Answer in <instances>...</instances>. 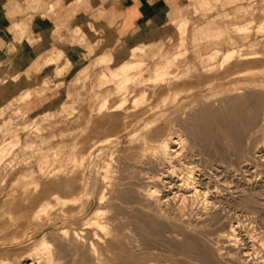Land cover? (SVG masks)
<instances>
[{"label":"rangeland","instance_id":"rangeland-1","mask_svg":"<svg viewBox=\"0 0 264 264\" xmlns=\"http://www.w3.org/2000/svg\"><path fill=\"white\" fill-rule=\"evenodd\" d=\"M243 3L246 5H249L248 8H246L245 13H239V14H235V15L233 14L235 12V8H236L235 5H229L227 8L218 7L216 10L211 11V12L210 11L200 12V13L191 12L190 16L192 18V25L190 27V34L192 33L194 26L208 22L209 20H211L214 17L216 18V23L219 24L220 26H223V27L230 26L231 27L232 34H230L227 37L216 36L214 38H211L203 46L191 47V44L190 45L187 44V35L185 36V38L180 37V32L185 31L184 25L179 26L175 32H172L171 29L160 30L159 33L151 41L145 43V45L142 46L145 48V50H142L139 52L142 55L141 59H143L145 64H146L145 70H144V71H146V76H150V75L155 74V64L160 61V59H157V60L154 59V56H153L154 51L161 50L162 53H164L163 54L164 58L161 59L162 62H164V63H166L169 59H174L176 54L185 53V55L180 56L178 58L177 63H176V65L178 67L174 68L175 71H173V72H174V74L175 73H182L183 74L184 70L187 71L185 69L187 67L190 68V71H192V70L194 71L198 68L197 71L199 70L201 77L198 79V77H196V75H197L196 74L194 76L195 78H193V83L196 86L199 85V83L201 85L195 89V97L203 98L205 95H208L210 93V90H209L210 85L217 86V88H218L217 90L220 92V96L218 98L208 102V103L210 105L212 104V106L214 105L215 107H222V106L225 107L226 104L232 98H234V96H235V98L238 97V98H240V100L242 99L241 100L242 103L240 102V104H239L240 107L242 105L241 108H243V109L245 108L247 113H249L251 111L249 113L251 115H248V117H247L248 121H250V119H252L251 117H252V113H253V111L251 109L252 103L246 102L244 99L245 97H243V96L248 95L249 92L250 93L258 92L260 94H262V93L264 94V89L262 90L260 87L251 88V87H249V85L251 83L247 79L241 78L238 75L233 74V72L236 71V70H234L235 66H237L236 63L240 64L238 66L245 68L247 64H248L247 66H249L250 61L248 60L249 62H247L245 60L247 62L246 65H244V63H243L244 60H242L240 58L228 61L226 63V65H228V64L231 65L230 67L229 66L228 67L230 68V70H232L230 72V74H233V75L227 74L226 70L228 69V67L226 66L227 68L221 69V72H220V69H216V71H214L212 73V75L208 74V76H207L206 71L204 72V70H203L204 64H203L202 57L200 56V53L212 55V51L214 52V49L216 48V46H214L213 44L217 43V44H219L217 47H219L223 52L226 50L228 51L231 48L234 49L235 47H236V49H238V47L239 48L242 47L241 50L245 49V53H247L248 51L249 52H252V51L253 52L259 51L260 52L261 51L260 53L257 54L260 56V58H256V60L254 59L251 61H255L257 63L256 64V63L252 62V63H254L255 67L256 66L262 67V65L264 66V31H261L259 29V26L264 21V0H244ZM44 9L45 8H43L41 10V12ZM50 9L51 8H49V10ZM33 13L35 14V12H33ZM37 13H39V12H37ZM46 13L47 12H44L43 14H46ZM225 13H232V15L226 16ZM237 23L240 25L251 26L250 32L248 34H244V35L239 34L237 32V30L235 29V24H237ZM35 24L38 26L40 25L39 22H37ZM91 25H93V30L91 32L85 31V30L83 31L81 28L78 29L80 26L75 30H72L69 28L68 29L69 32L71 33V35L74 34L75 37L73 40H69L66 43V44H68V47L66 46V44H63L64 51H63L62 57L58 60L51 61L49 64L46 62L47 57L51 58L52 56H54V57L56 56V51H58V50L56 49V47H54L50 50V53L44 59L43 66L44 67L53 66L54 72L52 73V76L59 77L60 82L56 83V89L57 90L60 89V91H59V93L56 94V96L60 97V100L53 101L49 104H46L45 106H42V108L39 109V111H41L40 113L28 114L25 110V103L34 96V92L30 89H28L26 91H22L23 87L21 89H19L18 84L23 79L20 77V75L16 76V84H13L11 86L10 91L5 95H0V180H2V182H3L2 183L0 181V239H1L0 240V252L2 253V255L0 254V259L3 257L2 258L3 260L6 258V261L7 260L9 262L13 261L14 262L13 264H18V262H17L18 259H19V261H21L22 260L21 258L23 257L26 259L25 260L26 263L30 264L32 262V264H39L41 262L40 264H43L42 263V262H44L43 259H41L42 261H40V259H37L36 256H35V259H32V258H34L33 254H35L34 253L35 250L33 248L34 247L33 244L31 245V241L29 239L30 238L40 239V237H42L43 233L48 231L49 242L51 241L52 244H55V245H53V247L56 246L54 248L51 247V249H52L51 253L54 252L53 253L54 258L57 257L55 264H73L74 258H75L74 257L75 256L74 251L71 250L70 248L67 249L65 247V243L63 242V240L61 238H59V236L57 235V232L59 231L58 229H60L61 227L64 226L65 216L63 214V212H64L63 207L61 205H59L54 194L57 195V193H58V194L62 195L63 197H66V198L68 197L70 204L67 206V208H64V209H66L68 211V215L70 216L67 220V225L70 226L71 228H73V226L74 227L76 226L75 222L77 220H75V219H77V218H76V216H73L71 214H73V213H75V211H77L78 205H84V206H86L87 209L89 208L88 211H93L95 208L100 206L98 198L100 196L99 193L102 190V186H104V184H106V183H108L107 185H109L111 182H115V181L118 182L116 180V178H118V180H120V181L123 178H125L121 181V183H123V186H121L122 184H120L122 192L125 189L126 190L128 188L130 189L131 186H132V188L134 187L136 189L137 185L140 187H143V188H145V186L148 187L149 185L150 186L154 185V186H156L155 188L161 190L160 191L161 196H159V197L162 199L161 200L162 204L159 202L160 205H158L157 202H155V201H151V204H152V202L154 203L153 205L150 206L151 208L147 207L144 209H138L141 212H146V213L149 210L150 213L148 212L147 214H150L149 215L150 218H153V216H154L153 220H155L154 222L156 223V225L154 227L152 226L153 228H151V230L150 229L147 230L148 232H147V235L145 237L143 235V233L140 231L139 227L137 226V223L134 220H132V215L128 214L127 211L125 210L126 207H124L125 205H123L121 203L122 200H120V202H119V199H118V201L114 202L115 206H112V204H110L112 195L108 194L111 197L106 195L108 199H106V201L104 203L107 202V205L106 204H102V205L107 206V208H106L107 216L110 219H112L111 220L112 222L110 224V227H111L110 231H113L118 227L116 229L117 232L115 231L114 233L121 236L122 237L121 240L124 237L126 238V239L124 238L125 239L124 242L126 243V245L123 244V246L126 249L128 247V249L132 248L137 253H141V254L147 253L149 259L151 260V263H154V264H214L213 262H215L216 260H217L216 264H243V263H245V264H264V250L255 249V250L250 251L249 248L253 246V243H250L251 242V241H249L250 238L248 240L244 238V237H249L250 234H253V232L262 233V234L264 233V130L258 131L259 129H264V127H262L263 122H264L263 117H261L262 115L259 116L258 118H256V120L252 124L253 126L251 125L250 126L251 128L249 127L250 128L249 130L248 129H246V130L241 129L242 131L239 130V132H242V134L240 133L239 138H241V139H239V143H237L236 147H233L230 144V142L228 141L229 139H222L221 137H219V139H215L216 141H214L212 143V145L210 142L209 143L210 146L209 145L207 146L206 144H203L199 139H196V135L194 133L192 134L191 131L186 130L185 127L183 128L182 126L178 125L179 126V128H178L174 122H171L172 121V120H170L171 115H168L159 121V125L157 128H161L160 126H162L163 130L167 131L174 124L173 125V127L175 126L174 131H176V133L178 132L179 134L178 133L177 134L181 135L185 139V141L183 139V143H182L181 147L180 146L177 147L179 149L183 148L185 153L184 152L181 153V155H180L181 158H179V156H177V158H179V159L176 158V160H175L176 162H174L175 163L174 165H176V167L178 166L177 169L179 168V164H180V168H179L180 170L179 169L177 170L178 175H177V173L171 174L172 172L167 174V171L168 172L172 171V169H170V167H168L167 164H166V166H163V164H161L162 168L159 166L160 164H154V165L152 164V167H151L152 169H150L149 168L150 165L148 164V166H147L146 162L145 161L141 162V157H138V147L140 146V144H138L137 141H131L130 136H129L130 132L136 131V129H138L140 122L138 123L137 117L134 115H132L130 118H128L129 120H126V118L124 117L126 112L132 111L131 114H135V113L139 114L142 112V110L145 109V108H141V110H139V109H137L136 106H135L136 108L133 107L134 103H132V101H133L134 97L136 99L135 93L130 94V97H128V100H127L129 102H128V104H125L126 108L124 107L125 109H123L122 111L120 110V111H116V112L112 113V112H109V111H111V109H110V110H107L106 112H104V115H105V113H106V115H109V116H106L107 122L103 121V120H105V119H103V117H100L102 114H98L95 111V109L97 108V106L99 104V99H98V101L96 100L97 95L102 94L103 92H105L108 89L107 87L106 88L100 87V85L98 83L99 82L98 77L101 73H103L107 69L113 68V67L118 65L119 56H114V55H116V51H118L120 43L118 40L116 41L115 36H114L112 39L105 42L106 48L103 49L102 47L104 45V42H103L101 32H100V24L95 22V23L89 24L87 26H91ZM82 27L85 28V26H82ZM53 32H54L55 36H60L62 38L61 43L66 42V39L65 38L63 39V37H62V29H55V30H53ZM150 34H151V32H149L148 35L145 36L144 38L139 39L138 43L148 40V37ZM83 36H85V38ZM230 36L235 37L236 41L238 40L236 45H233L231 42H229ZM79 37H81V38L79 39ZM217 40H220V41H217ZM90 42L93 43L94 45H91ZM251 45H253V46L251 47ZM254 46H255V48H254ZM65 47H67V48H65ZM93 48H94V51H93ZM45 49H47V48H44L41 50H45ZM102 51L103 52L104 51H106V52L110 51L111 52L110 55H113L114 57L110 61H104V59L106 60V57L108 55L102 56L100 58V64H102L104 66H102L100 68H96V70H93L94 65L98 66V63H94L95 62V60H94L95 56H92V54L95 52L97 53V52H102ZM77 52H80L79 57L76 55ZM35 56L41 57L42 55L38 53ZM96 57H97V55H96ZM68 59H72V62H68ZM217 60H218V61H216L217 63L216 62L215 63L218 65L220 60H219V58ZM234 60H236V61H234ZM231 61H233L234 65H235V66L233 65L234 67L232 66L233 63ZM240 61L243 64L240 63ZM260 61H262V62H260ZM205 62L208 64L207 59L205 60ZM211 62H213V60H211ZM185 64H187V65H185ZM254 65L251 64L252 67H254ZM223 71H225L226 74ZM259 71H263V70H259ZM217 72H220L221 75H220V73H217ZM215 73H217V74H215ZM219 75L221 78L219 77ZM257 76L264 78L263 74H260V73H258ZM223 77H226V78H223ZM50 78H51V76H47L44 78V80H41L39 78H37L35 80L34 87L36 89L37 95H42L45 93V90L43 88H39L38 86L39 85L49 86L52 82ZM0 79H2V77ZM19 79H20V81L17 83V81ZM78 79L80 80V82H77ZM218 85H220V86H218ZM150 86L148 85V87H150V88H148L149 89L148 94L150 95V98L148 97V99H150V100L147 103H150L149 105L154 106L157 103H159L161 100L160 98H162L168 92L166 90H162L160 92V90H161L160 87L157 88L156 89L157 91H158V89H160L158 92L156 91V93H155L157 96L155 94L153 95V96L157 97V99H156L155 97L152 96V89L154 87L152 85H150ZM98 87H99V89H98ZM163 87L165 88V86H163ZM163 87L161 86V88H163ZM247 87H249V88H247ZM197 89H198V91H196ZM239 91H240V93H239ZM160 93H162V94H160ZM95 96H96V98H95ZM151 97H152V99H151ZM116 98L118 100L120 99L119 97H116ZM117 99L114 98L112 100L113 102L111 101V103H113L112 105H115L117 103L116 102ZM155 101H156V103H155ZM193 101H194V99L191 98V99L186 100L183 103L180 110L177 111L178 114L181 112L178 115L181 117L177 116L178 120L182 119L181 122H183V120L185 121V120L189 119V117L193 114L194 108L187 110V112L183 111L184 107L186 105L188 106ZM249 103H251V104H249ZM200 105L201 104L197 105L196 108H200L202 106V105L201 106ZM196 108H195V111H196ZM135 109H137L139 111H137ZM248 110H249V112H248ZM81 111L83 113H81ZM182 111L185 113H183ZM122 113H125V114L123 115ZM81 114H82V120L79 119ZM112 114H113V116H112ZM110 116H112L113 118ZM108 118H109V120H108ZM131 119H133V120H131ZM126 121H127L128 125L131 124L130 125L131 127L129 128L128 131L124 129L127 126V124L125 126ZM131 121L133 123H131ZM245 121H247V120H245ZM98 123L99 124L103 123L104 127L98 128L97 133H96V131L92 132L94 129L93 127H95V126L99 127ZM177 123H180V122L177 121ZM180 124H182V123H180ZM255 127H258V128L255 129ZM260 127H262V128H260ZM253 128L255 129V131ZM216 130H219L218 126H216ZM250 132H251V134H250ZM108 133H110V134H108ZM146 134L147 133L144 132L142 136H144ZM95 135H97V136L95 137ZM98 136H101V137L99 138ZM107 136L119 138L121 141L119 144H117V146L114 147V150H113L115 160H114V165L112 168V172H110V175L113 176L115 178V180L112 177L113 178L112 181L109 180V181H111V182H109L108 179L111 178V176H110V178L108 177V179H105V181L107 180V182L104 183V181H103L104 175L97 174V177H96L97 181H95V183L97 182L96 183L97 188H95L96 193H95V195L92 196L93 198L91 197L90 200L89 199L87 200L84 197V199L80 202V204H75V202L71 201V200H74L75 195L77 196L78 195L77 193H79V192L77 190H75L74 191L75 193L74 192L71 193L73 191L71 187L69 188L70 191H69V189L68 190L66 189L67 191H65L64 188H62V189L59 188V190H58L57 189L58 186L56 185V183L57 182L62 183L63 181H67V179H68V181L69 180L72 181V179H75V177H76L75 172H78L79 168L75 165L74 157H72V156H74L75 154L81 155L82 153H86L87 149H89L91 143L93 144L94 141L96 142L97 140L103 139L104 137H107ZM96 138H97V140H96ZM79 139H81L82 141ZM217 140H220V141H217ZM240 140H242V141H240ZM253 141H255L256 143ZM79 143H82V146H79ZM224 143H225V145H224ZM248 144H250V145H248ZM134 146H136L137 148ZM81 149H83V150H81ZM227 151H229V152H227ZM61 152L66 153V157L63 158ZM58 153L60 155H58ZM55 154L58 157H56ZM136 155H137V157H136ZM58 158H59V160H58ZM61 158H63V159H61ZM182 159H184L185 161H183ZM180 160L183 163L185 162L184 165L187 163L190 167L195 168L194 169V171H195L194 175L196 177L194 176V178H195L197 184L199 183V186L201 185L200 189L201 188L203 189L204 186L206 188L208 184L210 185V186L208 185L210 188V191L211 190H213V191H211L212 194L210 192L211 195L209 194V201L212 203L215 202L214 203L215 206L212 205L213 207H215L213 209L214 211L211 208L212 206L209 208L210 210L205 209V206L201 203L202 202L201 199L199 201L192 199L190 197L191 193L189 194L185 190V192H186V194H185L184 188H182L181 186L179 187V184H177V183L178 182L180 183V181H178V180H180V178L184 175L183 173L180 174L181 170H182L181 172L184 171V168L182 169V167L184 165H183V163L181 164ZM220 161H222V162H220ZM140 162H141V164H140ZM145 164L147 167L144 166ZM187 164L185 166H188ZM120 165H121V167H120ZM249 165H250V167H249ZM49 166L51 168H53L54 173L56 172L54 175L52 174V176L47 175L44 172V170H48ZM123 166L126 167V169ZM154 166H156L157 169L155 168V170L157 172H154L155 171L153 169ZM145 167L148 169L147 171H146ZM163 167H164V171H163ZM142 169H143V171H142ZM144 169H145L146 173H144L142 176V175H140V173L144 172ZM158 169L160 170V172ZM148 171H150L152 173H150ZM25 172L31 173L33 175V178H34L33 180L35 182L40 183L41 186L39 187V191L37 193L33 191L34 190L33 186H32L33 184L31 185L32 181L23 180L21 178L22 174ZM114 172H115V174H114ZM158 172H159V174H158ZM160 173H161V176H160ZM163 173H164V175L162 176ZM165 173H166L167 177H165ZM145 174L146 175L148 174L149 177L152 174L153 175L158 174V176L161 177L160 179L162 182L160 181V183H158V181H156L155 183H151L149 181L150 178L147 177L148 175L146 176ZM169 174L172 175V178L174 179V183H175V185L177 184L176 185L177 187L171 185L173 182H169L170 180L171 181L173 180V179H170L171 176ZM73 176H74V178H73ZM126 176L128 177V179ZM177 176H179L180 178L177 179ZM203 176H204V178H203ZM246 176L248 178H246ZM48 177H50V178H48ZM119 177L122 179H119ZM129 177H131V179ZM145 178H149V180L147 181V179H145ZM167 179H169V180H167ZM244 179L246 180V182ZM15 180H17V181H15ZM129 180L132 182H130ZM74 181H72V182H74ZM202 181H203V183H205V181H207V185H204L202 183ZM247 181H249V182H247ZM128 182L133 183V184H130ZM134 182H136L135 185H134ZM208 182H210V183H208ZM211 182H212V184H211ZM118 183H120V182H118ZM162 183L163 184L166 183L164 185H166L167 187L163 186ZM228 183H230V184L228 185ZM237 183H238V185H237ZM52 184H53V186L56 185V187L54 186L55 187L54 188L52 186ZM168 185H171V187L169 186V188H168ZM138 186H137V188H140ZM211 186H212V189H211ZM30 188H31V190H30ZM167 189H168V191H167ZM249 189H251V190H249ZM215 190H216V192H215ZM11 191H14V192H11ZM33 192L36 195H34ZM182 192H184V194H182ZM108 193H110V192H108ZM135 193H136V191H135ZM256 193H258V194H256ZM188 194L190 196H187ZM213 195H215V196L213 197ZM15 196H17V197H15ZM35 196H37V197L40 196V197L37 198ZM184 196H187V197H184ZM216 196H217L219 201L216 200L213 202V198H216ZM229 196H230V198H229ZM249 196H250V198H249ZM33 197H34V201H33ZM12 198H14L15 200L18 201V203L16 205L15 204H13V205L9 204V202L12 200ZM39 198H40V200H39ZM187 198L188 199L190 198V199L188 200ZM252 198L254 199L255 203H254ZM256 198H257V200H255ZM259 198L261 199V202H260ZM30 199L34 203L31 202ZM248 199H249V201H248ZM46 202L52 203L51 211H49L50 213H43L42 217H40L37 221L35 220V222L33 223L34 220L32 221L30 215H32L36 210H38V208L41 206V203H46ZM216 202L218 203V205L216 204ZM20 203L26 204L25 206H27L28 209L26 207H24V205H21ZM71 203H73V204H71ZM219 203L220 204L222 203V205L220 206ZM244 203H245V205L243 206ZM249 203L251 205H248ZM30 204L34 208L31 206L32 208L29 209ZM118 204L120 205V207H118L119 206ZM121 204L124 207V209L121 206ZM181 204L184 207L183 211L185 210L183 212L184 216L182 213H180ZM19 205H21L20 207H24V209L23 208L21 209L20 207H18ZM109 205L111 207H109ZM234 205H235V207H234ZM219 206H220V208H219ZM247 206L248 207L251 206V207L247 208ZM26 210L27 211L30 210L31 212L30 211L26 212ZM124 210L126 212L123 213ZM19 211H21V212H19ZM160 212L165 214L164 216L167 217V219L164 216L162 218L159 217ZM28 213H29L30 217L28 216ZM116 214L119 216H117ZM213 214H214V218H213ZM177 215H178V217H177ZM217 215H219V216H217ZM215 216L219 217V218H216ZM129 218H130V221H129ZM177 218H179V219H177ZM168 219H170V220H168ZM215 221L217 222V224ZM182 222H183V224H185V226H187V229L186 228L183 229L182 226H180L178 224V223H182ZM210 222H212V223H210ZM236 222H238L237 232L240 235L239 239L240 238L241 239L239 240V242H237V244L235 246L230 247L228 245V242L226 243L223 239H221L220 234L229 230L230 225H232V223H236ZM30 223L32 225H30ZM176 223L178 224V226ZM34 224H35V226H33ZM174 224H176V225H174ZM128 225H130V227ZM156 226H157V229H156ZM167 226H169V227H167ZM170 226H171V228H170ZM33 227H35L38 230H36V229L34 230ZM188 227H189V229H188ZM112 228H113V230H112ZM118 229H120L119 230L120 232H118ZM137 229H139V230H137ZM51 230L53 233H50ZM93 230H95V229L91 227V228H87L86 231L89 233V235L92 236V239H94L98 243V246H100V247L102 246L101 248L100 247L99 248L101 250L103 249L102 251L105 253V251H106V249H105L106 244H104L105 242H100V241L96 240L95 235L93 233L94 232ZM156 230H160V231L158 232ZM96 231H97V229L95 230V232ZM98 231L101 235H103V236L100 235L103 238L111 235V233H109L110 231H108V230L103 231L102 229H99ZM108 233L110 235H108ZM120 233H122V234L120 235ZM16 235L19 237V240H22L25 242L23 244H13L14 242L12 239ZM157 235L159 237H157ZM4 236L5 237L7 236L6 237L7 240H5L6 238ZM143 236H144V238H143ZM52 240L55 241L56 243L53 242ZM105 240L107 241V239H105ZM123 240H122V242H123ZM149 240L150 241L152 240V241L150 242ZM190 240H192V241H190ZM60 241H62V242H60ZM153 241H154V243H153ZM190 242L191 243L193 242V245L196 244L197 249L195 246L194 247L192 246L193 249L191 250L192 247H190V245H191ZM252 242H254V241H252ZM59 243H60V246H59ZM102 244H104V245H102ZM129 244H131V245H129ZM185 244L186 245L188 244L190 249H188V247H185L186 246ZM49 245L51 246L50 243H49ZM149 246H150V248H149ZM138 247H139V249H138ZM31 249L34 252L31 251ZM53 249H55V250H53ZM100 249L98 250L100 257L102 256V254L104 256V257H102V261H99L101 263L103 262L104 264H107V263L112 264L111 261H114L115 259L121 260L122 258H125L123 252L119 253L120 255L114 256L113 253L108 254L106 251V253H105L107 255L106 256V255H104V253H101ZM117 249H115V251H117ZM201 250H208L210 252V256H212V254H214L212 256V258L214 257L212 263L211 262L207 263L206 260L200 256L199 253ZM247 250H249V251H247ZM32 252H33V254H32ZM229 252L231 254H233V256L229 257V255H228ZM164 254H165V256H164ZM222 254H224V255H222ZM31 255H33V256H31ZM113 257H114V260L112 259ZM115 257H117V258H115ZM103 258H105V259L107 258L106 259L107 261ZM243 259H244V261H243ZM57 260H58V262H57ZM103 260H105L106 263ZM114 262H113V264H114ZM93 264H95V263H93Z\"/></svg>","mask_w":264,"mask_h":264},{"label":"bare ground","instance_id":"bare-ground-1","mask_svg":"<svg viewBox=\"0 0 264 264\" xmlns=\"http://www.w3.org/2000/svg\"><path fill=\"white\" fill-rule=\"evenodd\" d=\"M249 32H242L240 31L239 34H248ZM242 35V36H243ZM246 36V35H245ZM185 37V36H184ZM183 38V37H182ZM229 42H231L233 45H236L238 40L236 41L235 37L233 36H230L229 38ZM217 41H220V40H217ZM219 43V42H218ZM212 44V43H211ZM217 43H214L213 45L216 46V48L214 49V52L212 51V55H208V54H205V53H200V56L202 57V60H203V70L204 72L206 71L207 73V76L208 74H211L216 71V69H220V72H221V69H224V68H227L228 66L230 67L231 65L228 64L226 65V63L230 60H233V59H237V58H240L242 60H246L247 62L250 61L249 63V66H247V62L244 63V65H246V69L244 67H241V66H238L240 64L236 63L237 66L234 65L233 61H231L232 63V66L234 65L235 68L233 72V74H236L238 75L239 77L241 78H245L247 79L251 84L249 85V87L251 88H254V87H260L262 90L264 89V78L260 77V76H257L258 73L260 74H263L264 76V66L262 65V67H258L254 65V63H256L255 61H251V60H256V58H260L259 55H257L258 53H260L259 51L258 52H247L245 53V49L244 50H241V48L238 47V49H236V47L234 49H230V50H226V51H222L219 47H217L219 44ZM248 45V44H247ZM244 46V45H243ZM253 45H251L252 47ZM255 48V46H254ZM252 49V48H251ZM58 51H56V56H52L51 58L50 57H47L46 58V62L49 64L51 61L53 60H58L62 57L63 55V49L61 48H58L57 49ZM256 50V49H255ZM137 51V50H136ZM132 52L131 50H129L128 48L126 47H123V45H119V48H118V51H116V55L119 56V62H118V65L113 67V68H109L107 69L106 71H104L103 73H101L98 77V80H99V85L101 88H108L105 92H103L102 94L100 95H97V101L99 99V104L97 106V108L95 109L96 113L98 114H102L100 117H103V121H106V116H109V115H104V112H106L107 110H110L109 112H116V111H122L123 109L126 108L125 104H128L129 101L128 100V97H130V94H134L136 95V99L134 97L132 103H134V106L133 107H137V109L141 110V108H145L144 110H142L141 113H135V114H131V112H126L125 113H122L123 115L125 114V118L126 120H129L128 118H130L132 115L136 116L137 117V120H138V123H139V127L138 129H136V131H132L130 132V140L131 141H137L138 144H140V146L138 147V157H141V162L145 161L147 166L148 164L150 165V169H152V164H160L159 166L161 167L163 164V166H166V164L168 165V167H170V169H172V171H167V174L172 172L171 174H176L178 175V169L180 168V164H179V168L177 169L176 165H174L176 162V158L177 156L180 157L181 153L184 152L183 148H177V147H181L182 143H183V137L181 135H178L176 133V131H174V127L173 125L167 130H163L162 126H160L161 128H157L158 125H159V121L162 120V118H165L166 116L168 115H171V119L172 120L171 122H174L176 124V126L179 128V126H182L183 128L185 127L186 130H189L192 132V134L194 133L196 135V139H199L203 144H206L207 146L209 145V143L211 142V145L214 141H216L215 139H219V137H221L222 139H229L228 141L230 142V144L233 146V147H236L237 146V143H239V138L240 137V133L242 134V132H239L242 131L243 129L246 130V129H250L251 125L254 123V121L256 120V118H258L259 116L263 117V120H264V94H260L258 92H252L246 96H243L245 97V101L246 102H251L252 103V106H251V109L253 111L252 113V119H250V121H248L247 117L248 115H251L249 114V110L247 113V111L245 110V108H241L240 107V98L234 96V98H232L227 104L225 107H214L212 106V104L210 105L208 102L218 98L220 96V92L217 90V86H212L210 85L209 86V90H210V93L208 95H205L203 98H197L195 97V89L200 86L201 84L199 83V85H195L193 83V78H195L194 76L196 75V77H198V79L201 77V74L199 73V70L197 71L196 70H192L190 71V68H185L187 71H185L184 69V73H175L173 71L174 68L178 67L176 65L177 63V60L180 56H183L185 55V53H179V54H176L174 59H169L166 63L162 62V58H164V53H162L161 50H158V51H154L153 52V56H154V59L157 60V59H160L159 62H157L155 64V74L154 75H150V76H146V71L145 70V62L142 58V55L139 53L141 50H139V52ZM257 51V50H256ZM53 53V52H52ZM152 57V56H151ZM219 58V63L218 65L216 64L218 61L217 59ZM132 59V60H131ZM207 59V62L208 64L205 62V60ZM211 60H213V62H211ZM249 60V61H248ZM236 61V60H234ZM68 62H71L70 59H68ZM210 62V63H209ZM216 62V63H215ZM238 62V61H237ZM254 62V63H252ZM258 62V61H257ZM262 62V61H260ZM230 63V62H229ZM240 63H242L240 61ZM242 63V64H243ZM188 64V63H187ZM185 64V65H187ZM251 64L254 65V67L251 66ZM257 64V63H256ZM260 64V63H259ZM227 66V67H226ZM233 66V67H234ZM251 66V67H250ZM261 66V65H260ZM228 67V69L226 70L227 71V74L229 75H233V74H230V72L232 70H230V68ZM232 67V68H233ZM241 67V68H240ZM231 68V69H232ZM259 70H263V71H259ZM59 71V70H58ZM203 72V71H202ZM220 72H217V73H220ZM225 73V71H223ZM215 73V74H217ZM223 74V73H222ZM226 74V73H225ZM224 74V75H225ZM221 75V73H220ZM219 75V77H220ZM214 76V75H213ZM228 77V76H227ZM214 78V77H213ZM221 78V77H220ZM219 78V79H220ZM223 78H226V77H223ZM25 79V78H24ZM22 79L19 84H18V87L19 89H21L22 87H25L27 82ZM213 81V80H212ZM211 82V81H210ZM207 83V82H206ZM13 84H16V75H9V76H3L2 79H0V95H5L7 94L9 91H10V88ZM148 85H152L153 89H152V96L156 93V89L160 87V89H158V91L160 90V92L162 90H166L168 93L165 94L162 98H160V102L157 103L156 105L154 106H151L149 105L150 103H147L150 99H148V97L150 98V95L148 94ZM161 86H165V88H161ZM220 86V85H218ZM247 87V88H249ZM99 89V87H98ZM240 89V88H239ZM238 89V90H239ZM151 90V89H150ZM220 90V89H219ZM249 90V89H248ZM157 91V92H158ZM198 91V89L196 90ZM254 91V90H253ZM151 92V91H150ZM164 92V91H163ZM166 93V92H165ZM240 93V91H239ZM162 94V93H160ZM96 95V94H95ZM134 95V96H135ZM149 95V96H148ZM156 95V94H155ZM157 96V95H156ZM238 96V95H237ZM116 97H119L120 101L116 98ZM155 97V96H153ZM160 97V96H159ZM96 98V96H95ZM117 99V103L115 105H112L113 103H111V101L113 99ZM133 98V97H132ZM157 99V97H155ZM154 98V99H155ZM193 98L194 101L189 104L188 106L186 105L183 109V111L187 112V110H190L191 108H194V112L193 114L189 117V119L187 120H178L177 118L178 117H181V116H178L179 114L177 113L178 110H180V108L182 107L183 103L188 100V99H191ZM152 99V97H151ZM153 99V100H154ZM119 101V102H118ZM113 102V101H112ZM127 102V103H126ZM156 103V101H155ZM208 103V104H207ZM217 103V102H216ZM242 103V102H241ZM249 103V104H251ZM201 104L200 108H196L197 105ZM214 104V103H213ZM247 105V104H246ZM245 105V106H246ZM145 106V107H144ZM125 107V108H124ZM135 107V108H136ZM199 107V106H198ZM195 108H196V111H195ZM128 109V108H127ZM135 109V110H137ZM131 110V109H130ZM137 110V111H139ZM129 111V110H128ZM134 111V110H133ZM182 111V112H183ZM124 112V111H123ZM183 112V113H185ZM81 113H83L81 111ZM177 113V114H176ZM260 114V115H259ZM98 116V115H97ZM96 116V117H97ZM113 116V114H112ZM110 116V117H112ZM178 116V117H177ZM105 117V118H104ZM115 117V116H114ZM123 117V118H124ZM113 118V117H112ZM78 119V118H77ZM80 120H82V114L80 115L79 117ZM90 120V119H89ZM92 120V119H91ZM109 120V118H108ZM112 120V119H111ZM123 120V119H122ZM125 120V119H124ZM133 120V119H131ZM136 120V119H135ZM247 120V121H245ZM93 121V120H92ZM177 121H179L180 123H177ZM89 122V121H88ZM107 122V121H106ZM170 122V121H169ZM131 123H133L131 121ZM245 123V124H244ZM127 124V126H126ZM99 127L98 126H95L93 127V131L92 132H95L97 133V130L98 128H101V127H104L103 123L99 124ZM112 125V124H111ZM131 125V124H130ZM130 125H128L127 121L125 122V130H129V128L131 127ZM179 125V126H178ZM216 126H218V129L219 130H216ZM253 126V125H252ZM181 127V128H182ZM250 127V128H249ZM262 127H264V122H263V125ZM260 127V128H262ZM122 128V129H123ZM156 128V129H155ZM258 128V127H255V129ZM105 129V128H104ZM108 129V128H107ZM242 129V130H241ZM254 129V128H253ZM254 129V131H255ZM261 130H264V129H259L258 131H261ZM99 132V131H98ZM146 132L147 134L142 136L143 133ZM246 132V131H245ZM248 132V131H247ZM258 133V132H257ZM101 134V133H100ZM99 134V135H100ZM110 134V133H108ZM251 134V132H250ZM256 134V133H255ZM262 134V133H261ZM81 135V134H80ZM83 135V134H82ZM259 135V134H258ZM97 135H95L96 137ZM113 136V135H112ZM99 138L101 136H98ZM117 137V136H116ZM258 137V136H257ZM245 138V137H244ZM251 138V137H250ZM89 139V138H88ZM252 139V138H251ZM263 139V138H262ZM81 140V139H79ZM97 140V138H96ZM195 140V139H194ZM247 140V139H246ZM254 140V139H253ZM82 141V140H81ZM87 141V140H86ZM185 141V139H184ZM217 141H220V140H217ZM242 141V140H240ZM245 141V140H244ZM121 141L119 138H115V137H111V136H107V137H104L103 139H99L97 140L96 142L94 141V143L91 145L90 144V147L89 149H87V152L86 153H82L81 155H74L72 157H74V161H75V165L79 168L78 172H75L76 173V177L75 179H72V181H63L62 183H56V185L58 186L57 189L59 190V188H64L65 191H67L70 187L72 188V192L73 193L75 190H77L79 193H77L78 195L76 196L75 194V198L74 200H71V201H74L75 204H80V202L84 199H89L95 195V188L96 187V183L95 181L96 180V177H97V174H101V175H104V178H103V181L104 183L107 182V180L105 181V179H108V177L110 178V172H112V168H113V165H114V160H115V157H114V147L117 146V144H119ZM255 142V141H253ZM90 143V142H89ZM241 143V142H240ZM252 143V142H251ZM256 143V142H255ZM78 144V143H77ZM81 144V145H80ZM133 144V143H132ZM137 144V143H136ZM137 144V145H138ZM136 145V146H137ZM225 145V143H224ZM250 145V144H248ZM79 146H82V143H79ZM134 146V147H136ZM200 146V145H199ZM198 146V147H199ZM210 146V145H209ZM230 146V145H229ZM255 146V145H254ZM260 147V146H259ZM137 148V147H136ZM135 148V149H136ZM225 148V147H224ZM216 149V148H215ZM221 149V148H220ZM223 149V148H222ZM228 149V148H227ZM83 150V149H81ZM229 150V149H228ZM245 150V149H244ZM258 150V149H257ZM79 151V150H78ZM77 151V152H78ZM205 152V151H204ZM220 152V151H219ZM222 152V151H221ZM229 152V151H227ZM185 153V152H184ZM231 153V152H230ZM229 153V154H230ZM62 154V157H66V153L64 152H61ZM117 154V153H116ZM209 154V153H208ZM234 154V153H233ZM56 155V154H55ZM58 155H60L58 153ZM227 155V154H226ZM184 156V155H183ZM182 156V157H183ZM222 156V155H221ZM56 157H58L56 155ZM55 157V158H56ZM137 157V155H136ZM215 157V156H214ZM61 158V159H63ZM177 158V159H179ZM231 158V157H230ZM68 159V158H67ZM185 159V158H184ZM184 159H182L183 161H185ZM244 159V158H243ZM59 160V158H58ZM225 160V159H224ZM61 161V160H60ZM178 161V160H177ZM181 161V160H180ZM179 161V162H180ZM187 161V160H186ZM73 162V161H72ZM117 162V161H116ZM140 162V164H141ZM144 162V163H145ZM219 162V161H218ZM222 162V161H220ZM63 163V162H62ZM69 163V162H68ZM74 163V162H73ZM72 163V164H73ZM143 163V164H144ZM183 162L181 161V164ZM185 163V162H184ZM183 163V165H184ZM225 163V162H224ZM71 164V165H72ZM117 164V163H116ZM146 164L144 166H146ZM187 164V163H186ZM185 164V165H186ZM183 166L182 169L184 168V171L181 172L180 171V174H184L181 178L179 176H177V179L180 178V183L178 182L177 184H179V187L181 186L182 188H184V192L186 190V192H188L189 194L187 196H190L192 199H195V200H200L201 199V203L205 206V209H208L210 210L209 208L213 205L215 206V202L216 200H218L217 196L216 198H213V202H210L209 201V194L211 191H210V188L209 186L207 185V181H205V183H202L204 185H207V187L205 188V186L203 187V189L201 188L200 189V186H199V183L197 184L195 178H194V174H195V171H194V167H190L188 164V166ZM125 166V165H124ZM123 166V167H124ZM146 166V167H147ZM158 166V167H159ZM182 166V165H181ZM231 166V165H230ZM47 167V166H46ZM45 167V168H46ZM68 167V166H67ZM71 167V166H70ZM121 167V165H120ZM122 167V168H123ZM133 167V166H132ZM145 167V168H146ZM250 167V165H249ZM117 168V167H116ZM126 169V167H124ZM136 168V167H135ZM138 168V167H137ZM142 168V167H141ZM156 166H154V170H155ZM162 168V167H161ZM160 168V169H161ZM213 168V167H212ZM47 169V168H46ZM63 169V168H62ZM149 169V170H150ZM157 169V168H156ZM169 169V170H170ZM218 169V168H217ZM43 170V169H42ZM64 170V169H63ZM66 170V169H65ZM121 170V169H120ZM131 170V169H130ZM148 169L146 168V171ZM153 170V171H154ZM159 170V169H158ZM162 170V169H161ZM180 170V169H179ZM234 170V169H233ZM241 170V169H240ZM257 170V169H256ZM75 171V170H74ZM136 171V170H135ZM143 171V169H142ZM163 171H164V167H163ZM166 171V170H165ZM42 172V171H41ZM44 172L47 174V175H50L52 176V174L54 175L55 173L53 172V168H51L49 166L48 170H44ZM116 172V171H115ZM114 172V174H115ZM119 172V171H118ZM150 172V171H148ZM147 172V173H148ZM154 172H157L156 170ZM160 172V170H159ZM158 172V174H159ZM220 172V171H219ZM218 172V173H219ZM243 172V171H242ZM241 172V173H242ZM139 173V172H138ZM146 173L145 172V169H144V172L140 173V175L143 176V174ZM152 173V172H150ZM228 173V172H227ZM232 173V172H231ZM248 173V172H247ZM246 173V174H247ZM73 174V173H72ZM135 174V173H134ZM158 174L156 175H151L149 177V175L146 176L150 178H145L147 179V181L149 180L151 183H155L156 181H158V183H160L161 181V173H160V176H158ZM169 174L171 176L170 179H173L172 178V175ZM252 174V173H251ZM100 175V176H101ZM129 175V174H128ZM138 175V174H137ZM144 175V176H145ZM164 175V173L162 174V176ZM168 175V176H169ZM254 175V174H253ZM75 176V175H74ZM73 176V178H74ZM117 176V175H116ZM145 176V177H146ZM206 176V175H205ZM219 176V175H218ZM217 176V177H218ZM224 176V175H223ZM68 177V176H67ZM99 177V176H98ZM113 176H111L109 180L112 181V178ZM127 177V176H126ZM138 177V176H137ZM165 177H167L166 173H165ZM176 177V176H175ZM174 177V178H175ZM196 177V176H195ZM227 177V176H226ZM23 180H29V181H32L31 185L33 186V191L34 192H38L39 191V187L41 186L39 182H35L33 179V175L29 172H25L22 174V177H21ZM50 178V177H48ZM131 179V177H129ZM204 178V176H203ZM224 178V177H223ZM233 178V177H232ZM241 178V177H240ZM246 178H248L246 176ZM21 179V180H22ZM70 179V178H69ZM99 179V178H98ZM119 179H122L119 177ZM125 179V178H123ZM122 179V180H123ZM128 179V177H127ZM135 179V178H134ZM176 179V178H175ZM213 179V178H212ZM228 179V178H227ZM236 179V178H235ZM242 179V178H241ZM18 180V179H17ZM15 180V181H17ZM54 180V179H53ZM115 180V178H114ZM116 180L118 182H111L109 185H107L108 183L104 184V186H102V190L101 192L99 193L100 196L98 198L99 200V204L100 206H98L97 208H95L93 211H88L89 208L87 209L86 206L84 205H78V209L77 211H75V213L71 214L73 216H76L77 220L75 222L76 226L74 227L73 225V228H71L70 226L67 225V220L68 218L70 217L68 215V211L64 208H67V206L70 204V201L68 199V197H63L62 195L58 194L57 192V195H55L56 199H57V202L59 203V205H61L63 207V214L65 216L64 218V226L61 227L60 229H58L59 231L57 232V235L59 236V238H61L63 240V242L65 243V247L67 249H71L74 251V254H75V258H74V263L73 264H102L101 262L99 261H102V256L100 257L99 255V249L102 247L98 246V243L92 239V236L89 235V233L86 231L87 228H94L95 230L97 229V231L95 232V230H93L94 232V235H95V239L100 241V242H105L104 244H106L105 246V249L107 251V253H113L114 256L116 255H120L119 253H124V256L125 258H122L121 260H114V257L112 258L114 261H111L112 264L114 262V264H154V263H151V260L149 259L147 253H137L134 249H127L123 246V244L126 245V243L124 242L125 239L121 240V236H119L118 234L114 233L116 231L112 230L113 231H110V224H111V220L108 216H107V202L104 203L106 201L107 196L106 195H112L109 196L111 197V202L110 204H112V206H115L114 202L118 201L119 199V202L120 200H122V204L125 205L124 207L125 210L127 211L128 214H131L132 215V220H134L136 223H137V226L139 227L140 231L143 233V235L146 237L147 235V230H151V228H153L156 223L154 222L155 220H153V218H150V214H147L149 212L146 213V212H141L140 210L138 209H144V208H147V207H150L151 205H153L154 203L152 202L151 204V201H155L157 202L158 205H160V203L162 204L161 202V198L159 196H161L160 194V189H157L155 188L156 186L154 185H147L148 187L145 186V188L143 187H140V188H137L136 186V189L131 188L128 190H124L123 192L121 191V186H123V183H121L120 180H118V178H116ZM164 180V179H163ZM169 180V179H167ZM202 180V179H201ZM210 180V179H209ZM216 180V179H215ZM245 180V179H244ZM2 182V180H0ZM127 181V180H126ZM125 181V182H126ZM130 181V180H129ZM199 181V180H198ZM214 181V180H213ZM235 181V180H234ZM132 182V181H130ZM128 182V183H130ZM162 182V181H161ZM169 182H173L174 183V179ZM168 182V183H169ZM200 182V181H199ZM233 182V181H232ZM231 182V183H232ZM246 182V180H245ZM249 182V181H247ZM3 183V182H2ZM19 183V182H18ZM136 182H134V185H135ZM157 183V184H158ZM171 184L175 187H177L174 184ZM210 183V182H208ZM217 183V182H216ZM224 183V182H223ZM22 184V183H21ZM20 184V185H21ZM28 184V183H27ZM26 184V185H27ZM120 184H122L120 186ZM127 184V183H126ZM130 184H133V183H130ZM150 184V183H149ZM166 184V183H164ZM162 183L163 186L167 187L166 185H164ZM201 184V183H200ZM212 184V182H211ZM230 183H228L229 185ZM56 185H54L56 187ZM133 185V186H134ZM171 185H168V188L169 186L171 187ZM220 185V184H219ZM233 185V184H232ZM238 185V183H237ZM31 186V187H32ZM53 186V184H52ZM53 186V187H54ZM245 186V185H244ZM24 187V186H23ZM54 187V188H55ZM130 187V186H129ZM223 187V186H222ZM233 187V186H232ZM26 188V187H25ZM160 188V187H159ZM164 188V187H163ZM174 188V187H173ZM218 188V187H217ZM247 188V187H246ZM60 189V190H61ZM67 189V190H66ZM123 189V188H122ZM178 189V188H177ZM180 189V188H179ZM211 189H212V186H211ZM31 190V188H30ZM63 190V191H64ZM183 190V189H182ZM217 190V189H216ZM215 190V192H216ZM220 190V189H219ZM228 190V189H227ZM231 190V189H230ZM251 190V189H249ZM64 191V192H65ZM70 191V189H69ZM136 191V193H135ZM168 191V189H167ZM218 191V190H217ZM257 191V190H256ZM11 192H14V191H11ZM23 192V191H22ZM33 192V193H34ZM110 192V193H108ZM184 192H182V194H184ZM185 192V194H186ZM26 193V192H25ZM29 193V192H28ZM75 193V192H74ZM120 193V194H119ZM181 194V195H182ZM212 194V192H211ZM210 194V195H211ZM237 194V193H236ZM258 194V193H256ZM260 194V193H259ZM17 195V194H16ZM21 195V194H20ZM34 195H36L34 193ZM33 195V196H34ZM225 195V194H224ZM18 196V195H17ZM15 196V197H17ZM187 196H184V197H187ZM215 195H213L214 197ZM255 196V195H254ZM37 197V196H35ZM40 197V196H38ZM37 197V198H38ZM54 197V196H53ZM167 197V196H166ZM239 197V196H238ZM245 197V196H244ZM50 198V197H49ZM93 198V197H92ZM230 198V196H229ZM250 198V196H249ZM17 199V198H16ZM188 199V198H187ZM190 199V198H189ZM188 199V200H189ZM212 199V198H211ZM253 199V198H252ZM251 199V200H252ZM260 199V198H259ZM40 200V198H39ZM257 200V198L255 199ZM10 201V200H9ZM31 202L34 201V197H33V201L30 199ZM219 201V200H218ZM217 201V202H218ZM221 201V200H220ZM226 201V200H225ZM228 201V200H227ZM249 201V199H248ZM247 201V202H248ZM254 201V199H253ZM36 202V201H35ZM45 202V201H44ZM50 202V201H49ZM160 202V203H159ZM216 202V204L218 205V203ZM231 202V201H230ZM241 202V201H240ZM260 202H261V199H260ZM18 201L15 200L14 198H12V200L9 202V204H17ZM22 203V202H21ZM20 203V204H21ZM27 203V202H26ZM29 203V202H28ZM34 203V202H33ZM255 203V201H254ZM73 204V203H71ZM102 204H106L105 206H103ZM109 204V203H108ZM114 204V205H113ZM121 204V206H122ZM156 204V205H157ZM21 205H24V207L27 208V206H25L26 204H21ZM21 205H19L18 207H20ZM28 205V204H27ZM119 205V204H118ZM219 205L221 206L222 203ZM232 205V204H231ZM242 205V204H241ZM245 205V203L243 204V206ZM248 205H251L250 203ZM29 209L32 208L33 206L30 204L29 205ZM32 206V207H31ZM211 207L212 210L215 208V207ZM219 206V208H220ZM240 206V205H239ZM259 206V205H258ZM262 206V205H261ZM24 207H20L21 209ZM109 207H111L109 205ZM108 207V208H109ZM117 207V206H116ZM120 207V205L118 206ZM123 207V206H122ZM123 207V209H124ZM235 207V205H234ZM251 207V206H249ZM247 206V208H249ZM253 207V206H252ZM255 207V206H254ZM34 208V207H33ZM51 208H52V203H41V206L38 208V210H36L31 216V219L33 221V223L35 222V220L37 221L40 217H42V214L43 213H50L49 211H51ZM114 208V207H113ZM151 208V207H150ZM159 208V207H158ZM179 208V207H178ZM204 208V207H203ZM224 208V207H223ZM259 208V207H258ZM28 209V208H27ZM70 209V208H69ZM75 209V210H76ZM121 209V208H120ZM184 207L183 205L181 204V208H180V213L183 214V211ZM217 209V208H216ZM222 209V208H221ZM229 209V208H228ZM234 209V208H233ZM251 209V208H250ZM254 209V208H253ZM252 209V210H253ZM123 211L126 212V211ZM163 210V209H162ZM30 211V210H28ZM26 210V212H28ZM34 211V210H33ZM57 211V210H56ZM136 211V212H135ZM156 211V210H155ZM214 211V210H213ZM21 212V211H19ZM23 212V211H22ZM31 212V211H30ZM29 212V213H30ZM109 212V211H108ZM168 212V211H167ZM255 212V211H254ZM29 213H28V216H29ZM54 213V212H53ZM126 213V214H127ZM150 213V212H149ZM152 213V212H151ZM155 213V212H154ZM187 213V212H186ZM216 213V212H215ZM218 213V212H217ZM18 214V213H17ZM62 214V213H61ZM153 214V213H152ZM117 215V214H116ZM157 215V214H156ZM165 214L161 213L159 214V217H163ZM180 215V214H179ZM29 216V217H30ZM119 216V215H117ZM184 216V214H183ZM219 216V215H217ZM18 217V216H17ZM126 217V216H125ZM131 217V216H130ZM156 217V216H155ZM165 217V216H164ZM178 217V215H177ZM187 217V216H186ZM216 217V216H215ZM45 218V217H44ZM157 218V217H156ZM155 218V219H156ZM167 219V217H165ZM164 218V219H165ZM213 218H214V214H213ZM216 218H219V217H216ZM30 219V218H29ZM42 219V218H41ZM179 219V218H177ZM212 219V218H211ZM210 219V220H211ZM222 219V218H221ZM14 220V219H13ZM28 220V219H27ZM114 220V219H113ZM123 220V219H122ZM170 220V219H168ZM4 221V220H3ZM7 221V220H6ZM5 221V222H6ZM129 221H130V218H129ZM176 221V220H175ZM182 221V220H181ZM180 221V222H181ZM219 221V220H218ZM4 222V223H5ZM42 222V221H41ZM115 222V221H114ZM161 222V221H160ZM167 222V221H166ZM216 222V221H215ZM232 222V221H231ZM32 223V222H31ZM30 223V225H32ZM162 223V222H161ZM174 223V222H173ZM212 223V222H210ZM167 224V223H166ZM177 224V223H176ZM174 224V225H176ZM180 226H182V228H186L187 229V226H185V224L182 223H178ZM177 224V226H178ZM217 224V222H216ZM86 225V226H85ZM121 225V224H120ZM126 225V224H125ZM124 225V226H125ZM135 225V224H134ZM238 222L236 223H232V225H230V229L227 230L226 232L220 234V237L221 239H223L226 243L228 242V245L230 247H233L237 244V242H239V234L237 232V228H238ZM35 226V224L33 225ZM85 226V227H84ZM130 227V225H128ZM153 226V227H152ZM70 227V228H69ZM169 227V226H167ZM171 228V226H170ZM12 229V228H11ZM33 229L35 230L36 228L33 227ZM57 229V228H56ZM99 229H102L103 231L104 230H108L110 231L109 233H111V235L108 233V237H101L103 235H101L99 233ZM131 229V228H130ZM136 229V228H135ZM137 229V230H139ZM156 229H157V226H156ZM160 229V228H159ZM163 229V228H162ZM189 229V227H188ZM249 229V228H248ZM38 230V229H36ZM120 229H118V232ZM136 230V231H137ZM153 230V229H152ZM239 230V229H238ZM26 231V230H25ZM24 231V232H25ZM133 231V230H132ZM156 231H160V230H156ZM163 231V230H162ZM166 231V230H165ZM7 232V231H6ZM23 232V231H22ZM21 232V233H22ZM34 232V231H33ZM50 232V231H49ZM101 232V231H100ZM117 232V231H116ZM152 232V231H151ZM252 232V231H251ZM19 233V232H18ZM17 233V234H18ZM50 233H53L52 230ZM150 233V232H149ZM148 233V234H149ZM165 233V232H164ZM196 233V232H195ZM20 234V233H19ZM18 234V235H19ZM25 234V233H24ZM104 234V233H103ZM122 233H120L121 235ZM126 234V233H125ZM161 234V233H160ZM159 234V235H160ZM264 234V233H263ZM262 233H256V232H253V234H250L249 237H244L245 239H249V241H251L250 243H253V246L249 248V250H255V249H261V250H264V235ZM7 235V234H6ZM11 235V234H10ZM13 235V234H12ZM101 235V236H100ZM139 235V234H138ZM155 235V234H154ZM17 236V235H16ZM13 237V244H23L25 241H22V240H19V237ZM25 236V235H24ZM143 236V238H144ZM5 237V236H4ZM7 237V236H6ZM5 237V238H6ZM129 237V236H128ZM138 237V236H137ZM141 237V236H140ZM149 237V236H148ZM157 237H159L157 235ZM54 238V237H53ZM135 238V237H134ZM163 238V237H162ZM107 239V241L105 240ZM110 239V240H109ZM157 239V238H156ZM194 239V238H193ZM253 239V240H252ZM1 240V239H0ZM7 240V238L5 239ZM31 241V245L33 244V248L35 250V252L31 249V251H33L35 254H32L34 255V258L32 259H35V256L37 259H40V261H42L41 259H43L44 262H42L43 264H55L56 262V258H54V255L52 252L51 253V247L54 248L56 246L53 247V245L55 244H52L51 241L49 242V239H48V231L44 232L42 237H40V239H34V238H30L29 239ZM132 240V239H131ZM148 240V239H147ZM189 240V239H188ZM195 240V239H194ZM3 241V240H2ZM53 241V240H52ZM128 241V240H127ZM133 241V240H132ZM143 241V240H142ZM150 241V240H149ZM152 241V240H151ZM150 241V242H151ZM155 241V240H154ZM153 241V243H154ZM157 241V240H156ZM192 241V240H190ZM242 241V240H241ZM246 241V240H245ZM254 241V242H252ZM55 242V241H53ZM59 242V241H58ZM62 242V241H60ZM131 242V241H130ZM148 242V241H147ZM189 242V241H188ZM195 242V241H194ZM247 242V241H246ZM49 243L51 244V246L49 245ZM56 243V242H55ZM63 243V244H64ZM134 243V242H133ZM149 243V242H148ZM187 243V242H186ZM191 243V242H190ZM196 243V242H195ZM249 243V244H250ZM102 244V245H104ZM132 244V243H131ZM129 244V245H131ZM145 244V243H144ZM183 244V243H182ZM67 245V246H66ZM101 245V244H100ZM186 245V244H185ZM201 245V244H200ZM59 246H60V243H59ZM62 246V245H61ZM128 246V245H127ZM136 246V245H135ZM152 246V245H151ZM174 246V245H173ZM196 247V244L193 245V242L191 243L190 247ZM31 247V246H30ZM100 247V248H99ZM104 247V246H103ZM130 247V246H129ZM132 247V246H131ZM185 247H188V249H190L189 245L187 244ZM193 247L191 248V250L193 249ZM199 247V246H198ZM118 248V249H117ZM150 248V246H149ZM152 248V247H151ZM177 248V247H176ZM115 249H117V251H115ZM139 249V247H138ZM141 249V248H140ZM144 249V248H143ZM169 249V248H168ZM195 249V248H194ZM197 249V247H196ZM207 249V248H206ZM213 249V248H212ZM219 249V248H218ZM55 250V249H53ZM103 250V249H102ZM101 251V253H104L103 251ZM152 250V249H151ZM183 250V249H182ZM187 250V249H186ZM190 250V251H191ZM221 250V249H220ZM228 250V249H227ZM246 250V249H245ZM247 250V251H249ZM30 251V252H31ZM105 251V250H104ZM105 251V253H106ZM189 251V250H188ZM194 251V250H193ZM234 251V250H233ZM232 251V252H233ZM56 252V251H55ZM156 252V251H155ZM209 251L208 250H201L200 251V256L206 260V262H211L213 261L214 257L212 258V256L214 254H212V256H210V252L208 253ZM212 252V251H211ZM220 252V251H219ZM231 252V251H230ZM228 253L229 257L230 256H233V254L231 253ZM100 253V254H101ZM104 253V255H106ZM216 253V252H215ZM250 253V252H249ZM248 253V254H249ZM257 253V252H256ZM0 254L2 255V253L0 252ZM29 254V253H28ZM56 254V253H55ZM58 254V253H57ZM72 254V253H71ZM221 254V253H220ZM31 255V256H33ZM112 255V254H111ZM122 255V254H121ZM216 255V254H215ZM224 255V254H222ZM27 256V255H26ZM107 256V255H106ZM109 256V255H108ZM165 256V254H164ZM168 256V255H167ZM199 256V255H198ZM247 256V255H246ZM29 257V256H28ZM218 257V256H217ZM3 258V257H2ZM0 259V264H13L14 262H9L8 260L6 261V258L3 260V259ZM117 258V257H115ZM158 258V257H157ZM240 258V257H239ZM22 260L19 261L18 259V264H29V263H26L25 262V258H21ZM105 259V258H103ZM107 259V258H106ZM105 259V260H106ZM120 259V258H119ZM246 259V258H245ZM10 260V259H9ZM31 260V259H30ZM59 260V259H58ZM57 260V262H58ZM103 260L105 263L106 261ZM216 260V259H215ZM11 261V260H10ZM32 261V260H31ZM39 261V260H38ZM37 261V262H38ZM39 261V262H40ZM217 261V260H216ZM216 261L213 262L214 264H216ZM244 261V259H243ZM36 262V263H37ZM162 262V261H161ZM223 262V261H222ZM16 263V262H15ZM41 263V262H40ZM39 263V264H40ZM160 263V262H159ZM32 264V262L30 263ZM104 264V263H103ZM108 264V263H107ZM245 264V263H243Z\"/></svg>","mask_w":264,"mask_h":264},{"label":"crops","instance_id":"crops-1","mask_svg":"<svg viewBox=\"0 0 264 264\" xmlns=\"http://www.w3.org/2000/svg\"><path fill=\"white\" fill-rule=\"evenodd\" d=\"M243 1L0 0V78L14 74L25 78L27 84L22 91L30 89L34 92V96L25 103V110L28 114L40 113L39 109L42 106L60 100V97L56 96L60 91L56 89V83L60 82L59 77L52 76L54 67H44L43 62L52 48L64 50L63 44L74 39L75 36L71 35L69 28L75 30L80 26L78 29L91 32L93 25H87L99 23L104 42L103 49L106 48L105 42L115 36L116 41L118 40L123 47L132 52L136 50L139 52V50H145L142 46L151 41L160 30L171 29L175 32L179 26L184 25L185 31L180 32V37L185 38L184 36L187 35V44H191V47L203 46L211 38L227 37L232 34L231 27L220 26L214 17L208 22L194 26L190 34L191 12H211L218 7L227 8L229 5H235L234 15L245 13L249 5L244 4ZM43 8L45 9L41 12ZM44 12L47 13L43 14ZM225 15L229 16L232 13H225ZM37 22L40 23L39 26L35 24ZM55 29H62V37L66 39V42L61 43L62 38L54 35ZM235 29L238 33L250 32L251 26L237 23ZM259 29L264 31V21ZM149 32L151 34L148 40L138 43V40L147 36ZM91 45L94 44L91 43ZM66 46L68 47V44ZM44 48L47 49L41 50ZM38 53L42 56L36 57ZM110 53V51L93 53L94 63H98V66L94 65L93 70L104 66L100 64L102 56L108 55L104 61H110L117 56ZM76 55L79 57L80 52ZM70 60L72 62V59ZM47 76H51V84L39 85L38 87L43 88L45 93L37 95L34 87L35 80L37 78L44 80ZM19 81L20 79L17 83ZM77 82L80 80L78 79Z\"/></svg>","mask_w":264,"mask_h":264}]
</instances>
